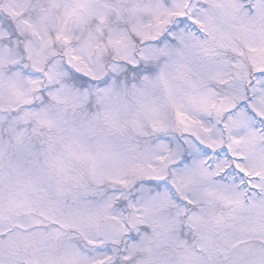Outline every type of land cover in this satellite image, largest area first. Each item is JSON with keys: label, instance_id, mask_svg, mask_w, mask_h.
Segmentation results:
<instances>
[{"label": "snow or ice", "instance_id": "obj_1", "mask_svg": "<svg viewBox=\"0 0 264 264\" xmlns=\"http://www.w3.org/2000/svg\"><path fill=\"white\" fill-rule=\"evenodd\" d=\"M0 264H264V0H0Z\"/></svg>", "mask_w": 264, "mask_h": 264}]
</instances>
